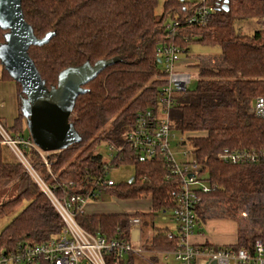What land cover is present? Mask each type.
<instances>
[{"label": "trees", "instance_id": "obj_1", "mask_svg": "<svg viewBox=\"0 0 264 264\" xmlns=\"http://www.w3.org/2000/svg\"><path fill=\"white\" fill-rule=\"evenodd\" d=\"M199 1L164 0L159 13V0H22L24 18L35 36L43 38L55 33L47 44L29 49V56L48 87L67 68L121 59L87 84L84 88L88 91L76 100L70 122L82 137L80 144L60 152L44 154L35 148L24 152L46 181L52 179L48 168L54 173L55 181L49 184L52 188L64 185L70 193L79 194L100 188L102 197L122 201L149 196V212L80 213L76 221L93 235L130 242V221L139 218L143 227L153 230L143 244V256L152 253L150 264L157 262L158 253L177 248V239L168 238L171 231L157 227L155 217L173 211L180 187L167 163L146 159L128 148L126 135L134 128L138 113L157 107L166 85V75L158 63V50L162 47L175 46L185 54L193 42L220 48L218 63L217 60L212 66H201L199 61L190 64L197 69L198 86L178 93L171 107L172 129L185 136L184 144H189L212 186L209 193L200 195L201 222L213 219L207 214L215 203L227 206L225 214L232 219L249 210L264 226V163L232 165L219 159L227 148L264 149V119L251 113L255 99L264 96V29L249 35L235 28L239 23L264 16V0H228L227 9L225 0H208L215 11L204 25L191 24L189 20ZM171 23L178 24L172 37L167 30ZM5 33L0 28V44ZM4 74L13 81L5 70ZM16 85L21 106L22 90L20 93L21 86ZM23 121L20 110L15 127L9 129L14 137H25ZM103 143L123 148L110 164L93 152ZM4 148L0 145V184L4 189L14 188L16 196L0 203V219L25 203L0 234V251L15 252L21 244L47 242L60 233L64 224L16 157L7 160ZM71 158L76 160L69 162ZM121 164L134 166L133 178L101 187L100 182L108 178L110 169ZM56 193L61 195L62 189ZM204 205H208L206 210ZM238 224V242L234 245L246 247L250 241ZM257 239L264 242V232L252 241ZM138 256L130 253L120 258L110 254L111 262L117 264H137Z\"/></svg>", "mask_w": 264, "mask_h": 264}, {"label": "built area", "instance_id": "obj_2", "mask_svg": "<svg viewBox=\"0 0 264 264\" xmlns=\"http://www.w3.org/2000/svg\"><path fill=\"white\" fill-rule=\"evenodd\" d=\"M215 11L214 4L208 0H200L195 5V14L189 20L191 24L204 25ZM259 29H264V16L257 18ZM177 23L167 26L170 36L174 34ZM191 58L175 46H165L158 50L162 69L165 73L166 85L158 97L155 110L138 113L134 128L126 135L127 147L142 154L144 158L160 160L167 163L172 175L179 182L180 191L175 199L173 217L177 223V231L169 232L168 238L177 239V248L163 252L165 258L173 256L181 264H264V242L254 240L246 247L237 245L220 246L210 243H194L191 238L203 236V222L198 212L201 194H207L212 186L201 172L195 156L190 159L189 152H183L185 159L180 162L176 156V148L186 146L183 139H176V132L171 126V107L178 93L189 88L193 79L192 73L179 70L177 65L183 56ZM191 58V62L195 59ZM251 113L259 119H264V96L255 99ZM1 120V119H0ZM0 145L10 149L16 159L24 166L40 190L48 198L59 214L64 227L60 233L43 244H21L15 252L0 251V264H117L112 263L110 254L124 258L130 253L141 255L146 250L142 245L141 225L139 218H133L131 241L108 240L101 235H93L84 230L76 221V216L85 213L88 199H102L100 188H93L85 194L70 193L64 185L52 188L42 176L33 168L25 154L28 148L39 150L30 136L14 137L4 121H0ZM111 151V159L123 150L106 144ZM41 152V151H40ZM42 153V152H41ZM192 153V152H191ZM47 162V157L42 154ZM223 163L258 164L264 163V149L260 150H232L224 149L219 154ZM110 164V160L108 161ZM109 168V166H107ZM116 182L108 176L100 182L101 187L112 186ZM72 187H75L71 184ZM215 188V186H213ZM62 189L57 195L56 190ZM137 231L135 237L134 231Z\"/></svg>", "mask_w": 264, "mask_h": 264}, {"label": "water", "instance_id": "obj_3", "mask_svg": "<svg viewBox=\"0 0 264 264\" xmlns=\"http://www.w3.org/2000/svg\"><path fill=\"white\" fill-rule=\"evenodd\" d=\"M227 4L225 0L226 9ZM0 28L6 31L0 44V63L21 86L20 110L34 145L42 152L51 153L80 144L82 137L70 122L76 100L88 91L84 88L87 84L121 59L115 57L94 65L86 62L67 68L60 72L57 84L48 87L29 56V49L47 44L55 33L37 38L24 18L22 0H0Z\"/></svg>", "mask_w": 264, "mask_h": 264}, {"label": "rangeland", "instance_id": "obj_4", "mask_svg": "<svg viewBox=\"0 0 264 264\" xmlns=\"http://www.w3.org/2000/svg\"><path fill=\"white\" fill-rule=\"evenodd\" d=\"M199 0H191V2H197ZM163 3L164 0H159V7L158 12L161 13L163 10ZM236 29L240 30L241 33L244 34H252L256 29H259V26L257 24V19H251L249 21H246L245 23H239L235 26ZM188 56L195 59L194 62H200L202 65H209L212 66L217 60L218 55H220V48L215 45H210L207 43H201V42H193L189 46V50L187 53ZM186 57L185 55L183 58ZM213 61V62H212ZM219 60L217 61V63ZM187 63H181L183 64L184 71H188L192 73L193 79L191 81V84L189 85L190 90H195L198 86V75L196 72V68H193ZM216 63V64H217ZM179 64V65H181ZM57 82H54L53 85H56ZM21 93V89H20ZM16 105H18V92L16 90L15 82L8 79L7 77H0V119L4 121L7 125V127L14 128V117L16 112ZM0 120V121H1ZM25 120V119H24ZM111 123V121H110ZM23 128L25 131H27L25 134L29 135L26 121H23ZM186 139L185 136H181L179 133H176V139ZM100 144V143H99ZM96 145V144H95ZM95 145H93V148L95 149ZM5 149L7 160H15V155L10 149ZM11 152V153H10ZM80 151H78L79 153ZM94 154L102 155L103 160L105 162H108L111 160L112 153L108 149L105 143L101 144V146L93 150ZM183 152H189L190 153V159H193L194 155L191 153V148L189 144H186V146L178 147L176 148V156L177 159L182 162L185 159L182 157ZM77 153V154H78ZM45 154V152H44ZM76 159L71 158L70 161H74ZM70 164V163H69ZM69 166V165H68ZM67 166V167H68ZM48 175L49 177H52L51 180L46 181V183L51 184L50 182L55 181L54 173L49 170L48 168ZM135 174V169L132 164H121L118 167H114L110 169L109 171V177L112 178L116 183L126 182L128 180H131ZM205 179L208 178L207 175L204 176ZM3 185L0 184V203L3 202L5 199H12L16 196V191L14 188L11 189H4L2 188ZM104 202V203H103ZM210 204V203H209ZM212 204V203H211ZM210 204V205H211ZM25 206V203H23L13 214H9L7 216H4L0 219V234L2 230L6 227V225L17 215V213L20 211V209ZM208 207V205H206ZM151 207V199L149 196H144L137 199H131V200H117L114 197L109 196H103L102 200L95 201L94 199H88L85 207V211L87 213H91L92 211H99V212H116V213H131V212H145L149 211ZM204 205V210L207 209ZM103 208V209H102ZM206 208V209H205ZM210 211L208 212L207 216L208 218L212 217L213 219L209 221V224L206 226V231L211 230L214 234H220L227 237V241H233L238 240V228H239V222L240 227L244 229L245 233L248 236L249 243H252V239L255 236L262 235L264 232V226L259 223L257 219H255L251 212L248 210H245V212L240 213L236 218L232 219L229 216H226L225 211L227 210V206L218 205L214 203V206L210 207ZM203 210V209H202ZM98 213V212H96ZM250 213V214H249ZM232 219V220H230ZM155 223L160 228H169L171 232L177 231V223L173 217V211L169 210L166 213L159 214L157 217H155ZM148 236L143 234L142 238L145 240ZM152 254V253H151ZM151 254H147L145 256H138L136 259L137 264H150L151 258L149 257ZM127 257V256H126ZM155 264H181L177 262L173 256H169L165 258L161 254H157V262Z\"/></svg>", "mask_w": 264, "mask_h": 264}, {"label": "crops", "instance_id": "obj_5", "mask_svg": "<svg viewBox=\"0 0 264 264\" xmlns=\"http://www.w3.org/2000/svg\"><path fill=\"white\" fill-rule=\"evenodd\" d=\"M191 58H187V57H184L183 58V60L181 61V62H179L178 63V65H177V68L179 69V70H184L183 69V64H181V63H187V62H190L189 64H195V63H193V62H191V60H190ZM193 60V59H192ZM179 64H181V65H179ZM196 72H197V69H196ZM0 77H5V74H4V69H3V67L1 66V63H0ZM15 85H16V83H15ZM16 90H17V92H18V86L16 85ZM15 106H16V112L15 113H13V114H15V117H14V121L16 122V120L18 119V117H19V113H20V104H19V93H18V105H16V103H15ZM15 122H14V124H15ZM25 137H29V135H24ZM6 148V147H5ZM104 203V202H103ZM151 208V207H150ZM103 209V208H102ZM149 211H150V209H149ZM149 211H145V212H149ZM96 212H98V213H96ZM145 212H143V213H145ZM85 213L87 214V215H95V214H121V213H116V212H109V213H107V212H99V211H92L91 213H87L86 211H85ZM132 213H135V212H131V213H125V214H132ZM122 214H124V213H122ZM209 221L210 220H207L205 223H203V236H194V237H192L191 238V240L194 242V243H210V244H215V245H220V246H226V245H231V244H235V243H237L238 242V240H233L232 242L231 241H227V237L226 236H224V235H220V234H214L213 232H211V230H208V231H206V226H207V224H209ZM158 227V226H157ZM160 228V227H159ZM132 232H133V230H132ZM141 239H142V245L144 244V242H145V240H143V238H142V236H143V234H145V232H146V235L150 238L151 236H152V234H153V230L151 229V227L150 226H145V227H143L142 225H141ZM134 233H135V237L137 236V231L135 230L134 231ZM237 234H238V232H237ZM144 246V245H143ZM157 253V252H156ZM144 254V253H143ZM143 254H141V255H139V256H143ZM158 254H161V255H163V252H160V253H158ZM164 256V255H163Z\"/></svg>", "mask_w": 264, "mask_h": 264}]
</instances>
